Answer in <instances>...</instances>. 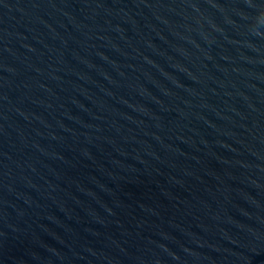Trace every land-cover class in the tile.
I'll return each instance as SVG.
<instances>
[{
	"label": "water",
	"instance_id": "water-1",
	"mask_svg": "<svg viewBox=\"0 0 264 264\" xmlns=\"http://www.w3.org/2000/svg\"><path fill=\"white\" fill-rule=\"evenodd\" d=\"M0 264H264V0H0Z\"/></svg>",
	"mask_w": 264,
	"mask_h": 264
}]
</instances>
